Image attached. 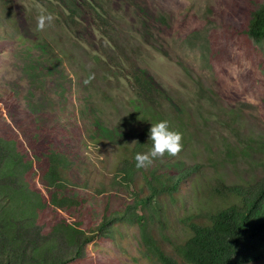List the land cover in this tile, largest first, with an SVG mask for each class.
Listing matches in <instances>:
<instances>
[{"label": "trees", "instance_id": "trees-1", "mask_svg": "<svg viewBox=\"0 0 264 264\" xmlns=\"http://www.w3.org/2000/svg\"><path fill=\"white\" fill-rule=\"evenodd\" d=\"M7 3L0 0V17L8 21ZM85 5L96 9L92 0H59L57 10L75 23L87 17ZM97 20L110 48L95 47L102 55L96 63L76 64L72 51L54 56L24 31L19 42L32 38L34 53L19 56L27 74L18 61L12 82L0 86V264H264V176L229 184L207 179L201 162L182 163L184 149L147 169L135 167V154L151 148V123L168 120L162 109L169 101L196 122L142 69L129 34L118 38V26ZM154 22L143 24L154 32ZM242 31L264 42V3L247 13ZM6 41L0 42L3 77L13 48ZM112 68L130 78L148 125L126 118L99 126L87 114L78 120L75 106L86 99L75 94L77 85ZM103 112L97 105L100 119Z\"/></svg>", "mask_w": 264, "mask_h": 264}, {"label": "rangeland", "instance_id": "rangeland-1", "mask_svg": "<svg viewBox=\"0 0 264 264\" xmlns=\"http://www.w3.org/2000/svg\"><path fill=\"white\" fill-rule=\"evenodd\" d=\"M6 1L2 8L12 22L0 17V42L6 36L13 48L7 50L11 54L7 53L3 69L8 72L6 77L0 76V86L12 82L11 72L18 61V70L27 74L25 61L19 56L34 53L32 38L19 42L24 31L30 32L42 47L52 49L54 56L72 51L77 56L76 64L85 59L96 63L102 55L95 47L110 48L102 42L106 26L103 20H97L104 16L111 27L118 26V38L129 34L142 69L193 115L196 125L188 122L172 101L162 109L169 124L183 135L182 163L201 162L207 179L222 177L228 184L264 176V42L247 38L242 31L247 13L264 0H92L96 9L85 5L87 17L75 23L63 15L65 12H58L59 0ZM40 13L53 17L44 31L36 29ZM144 20L157 21L156 28H151L154 32L147 29ZM163 23L170 25L168 32L159 30ZM105 70L98 80L77 85L75 94L86 99L75 106L78 120L87 119V114L98 118L95 120L99 126L101 122L112 127L126 118L137 127L148 125V111L125 71ZM96 104L102 106L106 117H98Z\"/></svg>", "mask_w": 264, "mask_h": 264}, {"label": "clouds", "instance_id": "clouds-1", "mask_svg": "<svg viewBox=\"0 0 264 264\" xmlns=\"http://www.w3.org/2000/svg\"><path fill=\"white\" fill-rule=\"evenodd\" d=\"M36 21L37 31H44L52 24L53 17L51 14L40 13ZM89 82L90 79L84 81L85 84ZM148 136V141H151V148L147 152L136 153L134 156L137 169L149 168L154 159L163 157L165 154L171 157L178 156L183 149L182 133L173 130L167 120L151 123Z\"/></svg>", "mask_w": 264, "mask_h": 264}]
</instances>
